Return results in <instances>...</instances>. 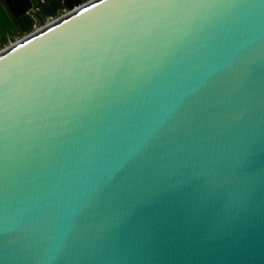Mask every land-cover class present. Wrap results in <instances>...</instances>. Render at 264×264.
Masks as SVG:
<instances>
[{
	"label": "water",
	"instance_id": "water-1",
	"mask_svg": "<svg viewBox=\"0 0 264 264\" xmlns=\"http://www.w3.org/2000/svg\"><path fill=\"white\" fill-rule=\"evenodd\" d=\"M0 264H264V0H88L0 49Z\"/></svg>",
	"mask_w": 264,
	"mask_h": 264
},
{
	"label": "crops",
	"instance_id": "crops-1",
	"mask_svg": "<svg viewBox=\"0 0 264 264\" xmlns=\"http://www.w3.org/2000/svg\"><path fill=\"white\" fill-rule=\"evenodd\" d=\"M64 12L62 0H0V49Z\"/></svg>",
	"mask_w": 264,
	"mask_h": 264
},
{
	"label": "trees",
	"instance_id": "trees-1",
	"mask_svg": "<svg viewBox=\"0 0 264 264\" xmlns=\"http://www.w3.org/2000/svg\"><path fill=\"white\" fill-rule=\"evenodd\" d=\"M62 1H63V5L66 8V11L73 9L74 7L82 3L81 0H62Z\"/></svg>",
	"mask_w": 264,
	"mask_h": 264
},
{
	"label": "snow or ice",
	"instance_id": "snow-or-ice-1",
	"mask_svg": "<svg viewBox=\"0 0 264 264\" xmlns=\"http://www.w3.org/2000/svg\"><path fill=\"white\" fill-rule=\"evenodd\" d=\"M101 2H104V0H101ZM98 5H96V4H93V5H91V7H97ZM88 9H82V11H87Z\"/></svg>",
	"mask_w": 264,
	"mask_h": 264
}]
</instances>
